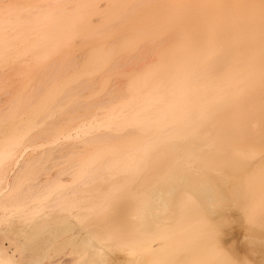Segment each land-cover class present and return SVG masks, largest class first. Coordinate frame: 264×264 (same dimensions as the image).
<instances>
[{
  "label": "bare ground",
  "instance_id": "1",
  "mask_svg": "<svg viewBox=\"0 0 264 264\" xmlns=\"http://www.w3.org/2000/svg\"><path fill=\"white\" fill-rule=\"evenodd\" d=\"M240 204L264 0H0V264H264Z\"/></svg>",
  "mask_w": 264,
  "mask_h": 264
},
{
  "label": "rangeland",
  "instance_id": "2",
  "mask_svg": "<svg viewBox=\"0 0 264 264\" xmlns=\"http://www.w3.org/2000/svg\"><path fill=\"white\" fill-rule=\"evenodd\" d=\"M241 202H242V201H241ZM241 202H240V203H241ZM240 206H242V207H240ZM243 207H244V209H243ZM246 207H247V206H246ZM246 207L243 206L242 204H240L239 207H238V206H237V207L234 206V208H236V211H237V209H240V210H245V212H247L248 210L246 209ZM240 210H239L238 213H241V212L243 213V211L240 212ZM248 212H249V211H248ZM248 212H247V214H245V213L240 214V216H241V217H240V221H241L242 223H243V220L245 221V218H248V216L250 215V214L248 215ZM249 213H250V212H249ZM258 214H264V209L261 208V211H258ZM246 215H247V216H246ZM243 216H244V217H243ZM249 218H250V217H249ZM249 218L246 219L247 221L243 223V224H246V225H243V227H246V226H247L246 228H249V229H255V228H258V229H259V228H260V230H264V227H263L262 224L259 225V223H257V225H256V224H255L256 222L253 224L252 221H254V220H253V219L251 220V218H250V219H249ZM242 219H243V220H242ZM250 222H251V223H250ZM248 225H249V226H248ZM226 226H227V225H226ZM260 226H262V227H260ZM243 227H242V228H243ZM222 228H223V227H222ZM227 228H228V227H227ZM224 230H226V229H224ZM228 236H229V235L226 234V236L223 237V238H224V241L226 240L225 243H227V245H228V243H229V242H228V241H229V237H228ZM226 237L228 238V240H227ZM63 250H64V251H63ZM65 251H66V249H62V250L58 251L57 253L60 254V253H64ZM119 255H120V254H118V257H119ZM114 256H115V255H114ZM58 257H59V258L61 257V261H62V260H63V261L67 260L66 256L63 257L62 254L57 255L55 258H58ZM111 257H112V258H111L112 263H113V261H115L113 264H115V263H116V264H118V263L120 264V263H122L124 260H126V258L124 259L123 255H122V256H120V258H123V259H121V261H119V262L117 263V261L120 260V258L115 257V258H118V260H117V259L115 260V258L113 259V256H111ZM220 258H222V257H220ZM222 259H223V258H222ZM122 260H123V261H122ZM125 264H126V263H125ZM127 264H128V263H127ZM129 264H130V263H129Z\"/></svg>",
  "mask_w": 264,
  "mask_h": 264
}]
</instances>
